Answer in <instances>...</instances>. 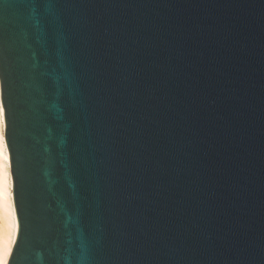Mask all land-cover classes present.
Instances as JSON below:
<instances>
[{
    "label": "water",
    "instance_id": "95a60500",
    "mask_svg": "<svg viewBox=\"0 0 264 264\" xmlns=\"http://www.w3.org/2000/svg\"><path fill=\"white\" fill-rule=\"evenodd\" d=\"M8 264H264V0H0Z\"/></svg>",
    "mask_w": 264,
    "mask_h": 264
},
{
    "label": "bare ground",
    "instance_id": "6f19581e",
    "mask_svg": "<svg viewBox=\"0 0 264 264\" xmlns=\"http://www.w3.org/2000/svg\"><path fill=\"white\" fill-rule=\"evenodd\" d=\"M3 116L0 102V264H3L5 235L14 240L16 218L11 193L9 156L3 135Z\"/></svg>",
    "mask_w": 264,
    "mask_h": 264
},
{
    "label": "snow or ice",
    "instance_id": "6c2138e0",
    "mask_svg": "<svg viewBox=\"0 0 264 264\" xmlns=\"http://www.w3.org/2000/svg\"><path fill=\"white\" fill-rule=\"evenodd\" d=\"M13 239L5 235L4 250H3V264H8L12 252Z\"/></svg>",
    "mask_w": 264,
    "mask_h": 264
}]
</instances>
